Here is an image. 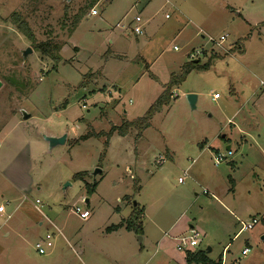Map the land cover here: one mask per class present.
I'll use <instances>...</instances> for the list:
<instances>
[{"label":"rangeland","instance_id":"374dc122","mask_svg":"<svg viewBox=\"0 0 264 264\" xmlns=\"http://www.w3.org/2000/svg\"><path fill=\"white\" fill-rule=\"evenodd\" d=\"M135 2L0 0V264H187L176 245L156 246L177 224L200 231L194 252L210 249L213 261L264 264V155L240 142L264 147V0ZM193 50L209 68L173 88L142 135L109 137L146 115ZM64 135L50 150L44 136ZM205 140L237 153L215 166ZM144 208L143 243L107 231ZM254 214L259 223L239 233ZM48 234L54 247L40 255Z\"/></svg>","mask_w":264,"mask_h":264},{"label":"trees","instance_id":"16d2710c","mask_svg":"<svg viewBox=\"0 0 264 264\" xmlns=\"http://www.w3.org/2000/svg\"><path fill=\"white\" fill-rule=\"evenodd\" d=\"M24 25L23 31L21 30V26L18 27L19 30H21L22 33L27 35L28 37H31L29 29H27V26ZM260 27L264 28V22L260 24ZM42 49V51L47 53V49L44 46H37ZM238 52L243 53V49L240 48ZM209 68V63L205 64L203 66L200 65V62L192 61L186 64L183 69L182 73L177 76H173L170 80L169 84L165 88L164 94L158 99V101L150 108V110L146 113V115L142 118H139L138 120L134 122H125L123 126L119 129H113L111 133L109 134V137L113 135L115 131L118 132L120 136H126L129 133L130 129H136L139 131V136L142 135V133L147 130L151 125V120L155 113L162 110V108L166 105H168L171 101V91L175 87H179L187 78V76L194 70H207ZM92 75V74H91ZM91 76V78H93ZM92 136H98L93 134H88V136H85L81 138V140H86ZM77 143V142H76ZM84 174H77L76 177H84ZM97 188L96 182L89 186V194H93ZM143 216V212H139L136 215L130 217L126 222H124L122 225H119L117 227H111L107 231L108 232H114L118 231L120 228L125 227V229L129 232H133L137 236H142L143 234V225L140 223V219ZM186 262L187 264H223V257H221L217 262L210 259L207 250H198L197 252H186Z\"/></svg>","mask_w":264,"mask_h":264},{"label":"built area","instance_id":"2783aa9c","mask_svg":"<svg viewBox=\"0 0 264 264\" xmlns=\"http://www.w3.org/2000/svg\"><path fill=\"white\" fill-rule=\"evenodd\" d=\"M92 15H97L98 11L97 10H92ZM166 18L169 19L170 15H166ZM139 18H136L135 21L139 22ZM117 27L119 28H123L124 26H121L120 23L117 24ZM134 32L137 35H142L143 31H142V27L141 26H137L134 30ZM226 40V37H221L220 41H216L214 38H209V44H211L212 46H221ZM175 50H178L177 47H175ZM201 50L196 51L193 50L189 53V59L191 61H197L199 59V57L202 56ZM219 94L215 93L213 96L214 100L219 99ZM233 156V152L231 150H226L224 152H217L214 156V165L215 166H220L222 164H224L225 162L228 161V159L230 157ZM181 181V180H180ZM204 193L206 194L207 191H204ZM41 204V202L39 200L36 201L35 203V207L37 210L40 211L39 209V205ZM77 213H79V209H77ZM0 214L1 215H5L6 214V208L4 205L0 204ZM259 223V219L257 217L252 218L249 222L243 223L242 224V228L240 229L239 233H242L244 231L247 230H252L254 228V226L256 224ZM53 227L58 231V233H60V230L53 225ZM54 240H55V236L52 234H48L46 236V238L44 240L39 241L36 245V251L40 254V255H46L51 249H53L54 247ZM176 242V247L177 250L180 252H187V251H191L194 252V250L198 249L199 246L201 245L202 241H201V233L198 230L192 229L189 233L188 236H183L180 238H176L175 239ZM249 253L248 249H245L242 254L243 255H247ZM224 264V263H223Z\"/></svg>","mask_w":264,"mask_h":264},{"label":"crops","instance_id":"0c3cea01","mask_svg":"<svg viewBox=\"0 0 264 264\" xmlns=\"http://www.w3.org/2000/svg\"><path fill=\"white\" fill-rule=\"evenodd\" d=\"M140 1L141 0H137V2H135V4L134 5H136V4H138V3H140ZM152 1H150L149 2V4L151 3ZM166 15H170V14H166ZM166 15H165V17H166ZM166 19V18H165ZM169 19H171V17L169 18ZM168 19V20H169ZM147 23V22H146ZM142 26H145V24H142ZM204 38V37H203ZM186 64H188V63H185L182 67H181V69H180V71H182V69H183V67L186 65ZM193 72V71H192ZM172 77H173V74H172ZM190 94H195V92H190ZM198 96V101H197V104H198V102H199V94L197 95ZM177 99V98H176ZM213 99V98H212ZM221 99V97L219 98V99H217V100H214L213 99V101H218V100H220ZM239 142V141H238ZM237 142V143H238ZM241 144H243V143H245V145L247 144V145H249L248 146V149H249V152H255V153H261L262 155H264V147L261 145V144H263L262 142H260V141H258L257 143H259L260 144V147H258L255 143H252L250 140H248V139H246V138H244V139H242L241 141ZM239 142V143H240ZM240 145V144H239ZM230 147V150L233 152V156L235 155V153H237V150H233L232 149V146H231V144H229V145H227L226 146V150H227V147ZM199 149H200V152H201V154L202 153H206V151H209V150H213L214 151V155L217 153V152H224L225 150H222V148L221 147H214L213 145H210L209 143H208V140H205V141H202V143H199ZM252 156H253V154H252ZM171 159H172V157H170ZM262 160H264V158L262 159ZM196 161L194 160L193 161V163H195ZM228 164H230V166H231V169L234 171V172H237V171H239V166H238V163L237 162H235L234 160H232L231 162H228ZM232 179H233V177H232ZM232 181H234V183H235V186H236V181L233 179ZM234 191V190H233ZM206 194H209V191H207V193ZM181 203V202H180ZM184 209H182V212H184L185 210H186V208L185 207H183ZM6 213H7V211H6ZM146 210H145V208H144V213H143V215L146 217ZM256 215H257V213H255ZM253 215V217L252 218H254V217H257L258 218V216H256V215ZM6 215V214H5ZM233 215H234V213H233ZM182 216H184V215H182ZM181 216V217H182ZM186 217V216H185ZM251 218V219H252ZM249 222V221H248ZM173 226H174V224H173ZM190 229H187V228H185V226H181V227H179L178 226V224L174 227V230L172 231V234H170L168 237L170 238V239H172L171 241L170 240H166V239H164L163 237H161V238H159V239H157L156 241V246L158 247V248H161V249H164V250H166V252H168V250H169V252L171 251L170 249L171 248H173V244H174V248H175V245H176V242H175V239L176 238H180L181 236H183V235H185V234H189L190 233V231L192 230V229H195V230H197L196 229V227L195 226H193V225H191L190 224ZM121 230H124L125 231V233H127L126 235H128V233L129 234H131V235H133L134 236V238H136L137 237V235L136 234H134L133 232H129V231H127L126 229H125V227H123V228H121ZM121 230H118V231H114L113 233L114 234H116V233H120V232H122ZM200 232V231H199ZM112 233V234H113ZM142 238H140V241L143 243L146 239H147V233H146V230H145V228L143 227V234H142V236H141ZM173 248V249H174ZM176 249V248H175ZM178 253V252H177ZM181 253V252H180ZM182 257V256H181Z\"/></svg>","mask_w":264,"mask_h":264},{"label":"water","instance_id":"95a60500","mask_svg":"<svg viewBox=\"0 0 264 264\" xmlns=\"http://www.w3.org/2000/svg\"><path fill=\"white\" fill-rule=\"evenodd\" d=\"M31 53H32V50L31 49H27L24 52V57H27ZM2 86H3V83L0 81V90H1ZM186 99H187L189 105L192 107V109H195L196 108L197 101H198V96L196 94H188V95H186ZM30 117L31 116L29 114H26V113L23 112V119L24 120H28ZM44 139L48 142L49 149L52 150L54 147H57L59 145H64L66 143V140H67V135H64L62 137L44 136ZM227 150H230V147L229 146L227 147ZM100 173H101V170L100 169H97V170H95L92 173V177L94 179H96V177ZM263 240H264V238H263ZM210 251H211L210 249L207 250L208 253Z\"/></svg>","mask_w":264,"mask_h":264}]
</instances>
